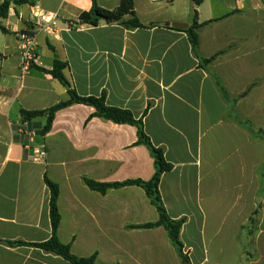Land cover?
<instances>
[{"label":"crops","instance_id":"crops-1","mask_svg":"<svg viewBox=\"0 0 264 264\" xmlns=\"http://www.w3.org/2000/svg\"><path fill=\"white\" fill-rule=\"evenodd\" d=\"M92 4L12 2L0 18L8 31L0 30V264H71L34 246L52 236L45 177L59 187L58 238L73 255H96L100 264H183L164 227L138 228L159 220L142 188L102 194L84 182L153 178L155 161L136 126L73 104L35 143L20 134L25 126L40 133L48 118L24 121L23 110L46 111L69 99L51 74L56 60L67 64L64 75L80 97H103L108 107L129 111L163 150L172 169L160 194L169 217L185 220L180 238L190 264H264V0H203L198 23L215 22L198 30L196 49L188 32L194 0H134L145 28L132 30L81 22ZM35 10L55 17L49 29L33 18ZM21 32L36 36L40 61L25 76ZM36 147L46 150L43 161L34 160ZM14 242L25 245L8 244Z\"/></svg>","mask_w":264,"mask_h":264},{"label":"trees","instance_id":"trees-1","mask_svg":"<svg viewBox=\"0 0 264 264\" xmlns=\"http://www.w3.org/2000/svg\"><path fill=\"white\" fill-rule=\"evenodd\" d=\"M14 2L16 5L30 4L33 5L35 0H17L11 1L6 0L2 5H0V18L6 19L9 14L11 3ZM203 0H194V19L193 24L189 28V37L194 49L199 46V34L198 30L204 25L215 22V20L209 21L203 25L198 23V12L197 8L202 4ZM106 21L107 23H119L128 29H138L145 28V26L140 22L136 12L134 11V0H120V6L115 10H106L101 8L97 0H93L92 8L88 12H84L80 16V21L83 23L91 24L97 26L100 21ZM0 30L3 33L8 31L0 25ZM218 55V54H217ZM217 55L212 56L209 59H205V63L212 62ZM67 64L59 60L55 61L54 68L51 71V74L56 78L60 83L65 86L68 90L69 99L68 101L61 102L54 107L46 111H22V116L24 121H31L35 118L48 116L47 123L40 130L38 135L45 136L52 128L55 115L59 110H62L73 104H84L96 109V116L104 118L106 120L113 121L118 124H130L138 128V137L139 143L144 144L150 151L152 157L155 161L156 171L153 178L149 181H126L123 183H113V184H101L97 183L90 179H84L86 185L94 191L100 192L102 194L107 193L111 189H118L126 186H138L142 188L147 196L150 198L152 204L158 211L159 220L156 223L146 224L139 226L141 229H151L156 227H164L168 233V236L176 248L180 259L183 264H190L189 257L184 253V245L181 241L180 234L182 226L185 222L184 219L173 220L169 217L167 210L165 208L164 202L160 194V182L164 173L172 169V165L169 164L165 157L163 150L156 148L150 141V138L144 132V127L142 121H137L129 111H124L117 108L108 107L105 104L104 98H85L80 97L74 89H72L70 82L64 75V70H66ZM224 96H227L226 92L222 89ZM247 129L252 132V123L249 121L245 124ZM253 134V133H252ZM260 138L264 139L263 131L258 133ZM45 182L50 189L51 198H50V217H51V226H52V236L51 238L41 244H35L34 246L44 250L45 252L58 255L71 264H100L98 262L97 256L93 255L88 258L77 257L72 254L71 248L69 245L63 244L58 238V228L60 225V212L58 209V198H59V187L57 184L53 183L47 177H45ZM10 246H20L25 245L22 242L8 243Z\"/></svg>","mask_w":264,"mask_h":264},{"label":"built area","instance_id":"built-area-1","mask_svg":"<svg viewBox=\"0 0 264 264\" xmlns=\"http://www.w3.org/2000/svg\"><path fill=\"white\" fill-rule=\"evenodd\" d=\"M32 16L33 18L37 19L40 24H43L45 29H49L50 25L54 23L55 19V17L50 13L42 14L36 10L32 12ZM18 43L22 59L20 72L23 76L29 75L34 67L40 65L36 36L28 32H21L18 34ZM20 131L22 132L20 134L25 136L30 144L35 143L39 136L36 130L30 128L28 129L27 126H25L23 129H20ZM46 157L47 152L45 149L41 147L35 148L33 156L35 161H43Z\"/></svg>","mask_w":264,"mask_h":264}]
</instances>
